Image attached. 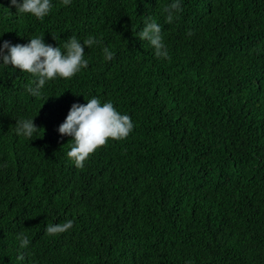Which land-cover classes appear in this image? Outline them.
<instances>
[{
  "label": "trees",
  "instance_id": "16d2710c",
  "mask_svg": "<svg viewBox=\"0 0 264 264\" xmlns=\"http://www.w3.org/2000/svg\"><path fill=\"white\" fill-rule=\"evenodd\" d=\"M169 2L53 0L41 20L0 0V41H100L39 97L32 74L0 67V264H264V0H182L167 24ZM147 16L167 59L138 38ZM93 96L134 128L77 168L57 129ZM24 118L40 128L31 140L16 134Z\"/></svg>",
  "mask_w": 264,
  "mask_h": 264
},
{
  "label": "clouds",
  "instance_id": "9594fccd",
  "mask_svg": "<svg viewBox=\"0 0 264 264\" xmlns=\"http://www.w3.org/2000/svg\"><path fill=\"white\" fill-rule=\"evenodd\" d=\"M18 13L31 14L37 19L46 17L52 7L53 0H10ZM72 0H63L65 6ZM165 22L172 24L182 12V0H170L163 8ZM188 35H192L191 31ZM2 36V35H0ZM138 38L146 41L157 57L169 58V51L162 35V26L152 16L143 20V27L138 32ZM96 37L86 40L71 36L63 47L46 43L44 36H31L28 43L12 44L8 40L0 41V67L13 65L21 71L32 74L33 82L25 90L33 97L42 95L47 82L57 78L70 79L82 69H86L89 60L85 57L87 48L99 44ZM104 60L110 61L115 53L105 46L102 49ZM86 103H73L64 121L58 126V133L71 137L73 143L67 152V157L77 168H83L90 154L106 144L109 138L123 140L133 131L134 123L130 115L121 113L114 107L111 100L102 102L93 96ZM16 134L32 139L39 132L34 124V118H24L17 122ZM73 226L72 220L63 223H50L46 226L48 235L64 233ZM19 247L27 248L29 238L20 233ZM18 259L23 260V254Z\"/></svg>",
  "mask_w": 264,
  "mask_h": 264
}]
</instances>
